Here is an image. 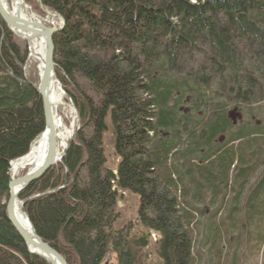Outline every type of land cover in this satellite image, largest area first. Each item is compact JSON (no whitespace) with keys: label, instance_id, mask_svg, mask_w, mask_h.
<instances>
[{"label":"trees","instance_id":"1","mask_svg":"<svg viewBox=\"0 0 264 264\" xmlns=\"http://www.w3.org/2000/svg\"><path fill=\"white\" fill-rule=\"evenodd\" d=\"M39 1L63 22L54 73L80 127L58 168L18 194L37 235L68 264H139L135 226L157 236L161 264L264 253V0ZM16 39L0 18V264H50L5 214L9 163L44 129ZM117 188L138 198L119 229Z\"/></svg>","mask_w":264,"mask_h":264},{"label":"water","instance_id":"2","mask_svg":"<svg viewBox=\"0 0 264 264\" xmlns=\"http://www.w3.org/2000/svg\"><path fill=\"white\" fill-rule=\"evenodd\" d=\"M39 7L42 8L40 2ZM0 18L10 30L22 33V38L27 39L38 36L43 42L42 70L39 76V83L35 86V89L42 102L44 132L46 133L47 138L46 156L40 167L33 172H27L17 178L9 177L7 186L8 198L5 204L6 218L22 239L29 252L39 256L50 264H68L65 258L56 249L44 242L39 235H37L32 224L29 222L27 215L22 209L24 201L18 198L19 192L30 182L41 177L57 159V126L53 106L50 101L49 87L54 75L53 35L61 30L62 26H48L41 21L22 18L17 13L10 14L5 10V7H3L2 0H0ZM63 154L64 153H62L60 158ZM17 202H19L20 210L23 212L31 226V231L25 230L16 219L15 208ZM117 204L120 206L119 201H117Z\"/></svg>","mask_w":264,"mask_h":264},{"label":"rangeland","instance_id":"3","mask_svg":"<svg viewBox=\"0 0 264 264\" xmlns=\"http://www.w3.org/2000/svg\"><path fill=\"white\" fill-rule=\"evenodd\" d=\"M10 8L15 4V0H8ZM21 8L23 13L27 16V19L32 20H41L46 21L47 23L51 24L53 22L54 24H57L59 22V19H51L47 18L45 14L40 13L37 8L34 7V3L28 4L27 2H24V0H21L20 2ZM36 6V5H35ZM39 8V5H38ZM22 40V39H20ZM16 42L19 43V41L16 39ZM21 43V44H20ZM20 45L22 47V44L25 45L27 49V60L23 66V72L25 75L26 80L32 84V86H37L39 83V76L42 70L41 67V40L37 38L33 39H23L20 41ZM42 52H43V45H42ZM63 86L59 79L56 77L55 73L53 75L50 91L52 90L53 93L58 97V100L53 103V112L55 114L56 121L59 122V132L65 131V129L72 131V134L70 138L68 139V145L70 141L73 140L76 132L78 131V128L80 127L79 120L77 118V109H75L74 105L72 104V101L69 99H66L67 96L63 90ZM49 91V92H50ZM104 152L106 155V166L111 168L113 170V173L116 174V166L118 157L115 154L114 151V139L113 134L110 125H108V129L104 133ZM61 142V136L58 137V143ZM67 145V146H68ZM67 148V147H66ZM64 155V154H63ZM60 162L53 165L52 167L58 168ZM25 174L24 172L20 171L17 173V178ZM118 198L117 201L120 202V206L117 204V212L119 214V218L117 222L115 223V228L119 229L123 227L129 220H134L136 217V211L138 207V198L133 193H130L128 191H122L121 189H116ZM131 234H143L146 244L144 246V252H141L139 257L136 260V263H144V264H161L157 252H156V241L157 236L153 234H149L144 230L138 229L136 226L132 227ZM262 254L261 253L257 258L252 259L250 263L246 264H260L262 262ZM146 255V256H145ZM244 258V256H243ZM245 259V258H244ZM105 264H113V262H108Z\"/></svg>","mask_w":264,"mask_h":264},{"label":"bare ground","instance_id":"4","mask_svg":"<svg viewBox=\"0 0 264 264\" xmlns=\"http://www.w3.org/2000/svg\"><path fill=\"white\" fill-rule=\"evenodd\" d=\"M20 2H21V0H15V4L12 6V8H10L8 0H2V5H3V7H5V10L8 11L10 14L17 13L22 18L27 19V16L22 11ZM39 9L41 11H43V8L39 7ZM42 23L50 26L49 23H47L46 21H43ZM10 31L19 39H22V40L25 39V38H22V36H23L22 33L16 32V31L13 32L12 30H10ZM37 37L38 36L27 38V39H33V38H37ZM42 45H41V49H40V53H41L40 55H42ZM41 64H42V61H41ZM50 86H51V83H50ZM49 91H50V87H49ZM49 93H50V95H49L50 101L53 105V103H55L58 100V97L53 93L52 90ZM41 105H42V102H41ZM56 126H57V140H56L57 141V159L53 165H55L61 161L62 157L60 158V156L62 155V153L65 152L66 147L68 145V139L70 138V136L72 134V131L70 132L67 129H65L64 133L63 132L60 133L58 130L59 129V127H58L59 122L58 121H56ZM59 135L61 136V142L60 143H58ZM46 147H47V138H46V133L43 130L42 133L39 135V137L32 143V145L29 148V151L25 155L15 159V160H12L9 163L8 172H7L8 178L9 177H12V178L16 177L17 173H19L20 171H22V173L24 172L26 174L27 172H33L36 169H38L40 167V165L42 164L45 156H46ZM15 216H16V219L19 222V224L25 230L31 231V226L29 224L30 220L28 222L25 215L20 210L19 202H17V204H16Z\"/></svg>","mask_w":264,"mask_h":264}]
</instances>
